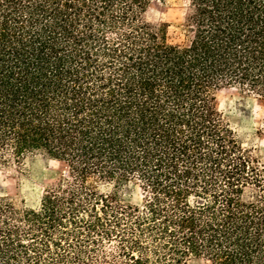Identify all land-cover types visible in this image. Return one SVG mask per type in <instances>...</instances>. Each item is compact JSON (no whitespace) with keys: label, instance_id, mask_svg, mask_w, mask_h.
Masks as SVG:
<instances>
[{"label":"trees","instance_id":"16d2710c","mask_svg":"<svg viewBox=\"0 0 264 264\" xmlns=\"http://www.w3.org/2000/svg\"><path fill=\"white\" fill-rule=\"evenodd\" d=\"M149 2L0 0V166H66L0 195V264H264L263 169L215 100H264V0H183L178 32Z\"/></svg>","mask_w":264,"mask_h":264},{"label":"rangeland","instance_id":"374dc122","mask_svg":"<svg viewBox=\"0 0 264 264\" xmlns=\"http://www.w3.org/2000/svg\"><path fill=\"white\" fill-rule=\"evenodd\" d=\"M183 0H150L141 18L151 23L167 22L169 31L181 30ZM216 107L225 121L233 129L237 140L251 157H258L254 166L260 172L264 184V100L255 95L241 94L234 87H224L216 92ZM66 172V166L57 160L42 158L40 155L28 156L22 165L11 163L0 166V195H9L19 202L21 199L32 202L45 188L59 181ZM250 174V173H249ZM260 191L254 187H245L243 198L255 200ZM126 203L140 206L143 195L138 182L129 184L123 195ZM187 264H204L202 261H190Z\"/></svg>","mask_w":264,"mask_h":264}]
</instances>
